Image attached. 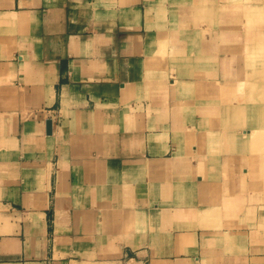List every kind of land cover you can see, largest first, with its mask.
I'll return each instance as SVG.
<instances>
[{
    "label": "crops",
    "instance_id": "0c3cea01",
    "mask_svg": "<svg viewBox=\"0 0 264 264\" xmlns=\"http://www.w3.org/2000/svg\"><path fill=\"white\" fill-rule=\"evenodd\" d=\"M198 2L0 0V264H264L258 160L198 111L239 33Z\"/></svg>",
    "mask_w": 264,
    "mask_h": 264
},
{
    "label": "rangeland",
    "instance_id": "374dc122",
    "mask_svg": "<svg viewBox=\"0 0 264 264\" xmlns=\"http://www.w3.org/2000/svg\"><path fill=\"white\" fill-rule=\"evenodd\" d=\"M215 2L216 0H199L197 7L198 13L201 12V10L207 12V14H209V21H207L206 23H204V21L201 22V18L199 17L194 19L193 24L202 25V27H200L202 29L207 28L215 31L218 30V27L224 28L222 30L227 33L226 36L228 38V41L225 42L228 44H230V41H232L233 31L237 30V32L235 33H239L241 48H235V56H237L238 53L237 60L241 65L236 64L235 61L236 65H234V67L231 66V71L226 74L227 77H224V81L229 84V86L222 87L220 102L219 98L213 99L211 97H208L206 108L203 109L205 111H200V109L198 111L208 114L207 117L210 118L211 122H214L208 123L209 128L207 133L212 132L216 134H222L224 130H232L236 132L238 136H241V130H247L250 127L241 128L239 127L240 125H237V122L243 115H248V108L250 109L251 104L256 102L254 104H257L258 107L257 127H259L258 130L261 132H259L261 136L257 137V139L264 143V130L260 129L264 128V88L262 90L258 89L256 95V91H252V85H244L242 83L243 80L245 81L247 78L249 80L254 77L255 74H259V77L262 78L260 79L259 86L264 87V0H223V2L220 0L219 3L221 5L219 6L215 5ZM201 4L203 5L201 6ZM205 4H208V9H205ZM201 7H204V9H200ZM193 8L194 7H192V9ZM225 27L229 28L227 29ZM215 31L213 36L217 38V34L215 35ZM215 37L213 39L211 38L210 40L213 42H217L218 40ZM226 48L229 49L230 47L226 46L224 49L225 52H230ZM195 53L196 52L193 50L190 51L189 55L192 54L193 57ZM211 57L212 56H210L209 54L208 66H203V68L206 69L205 71H207V73H217L222 69V71L226 72L227 61H212ZM230 61L231 63L234 62L233 60ZM196 66L197 64L195 65V67H191L190 70L194 72L191 73L198 75L197 73L200 69H198V67ZM235 84H240V86H236ZM208 85H210L211 87L217 86L216 82L214 81L208 82ZM176 98L178 99L179 97ZM226 106H229L230 112L228 116L222 112V110ZM259 108L263 109L260 110ZM217 118L218 120H222L224 126L223 130L217 127V124L215 123V119ZM224 121L227 122L225 123ZM249 130L252 129L250 128ZM252 135L255 137V132H253ZM243 142L244 140H242V142L240 143ZM216 143H221L224 149L226 140L224 141L223 139H214L210 144L215 145ZM256 148L259 150V153L264 152V149L261 145L256 144ZM199 150L200 151H198V153H206L209 155V157H211L212 154H216L212 150L205 151L206 149L204 150L203 148ZM243 150L247 155L251 154L250 150H248L247 147L243 146ZM256 165V177L258 185L257 188L260 191L262 190V196H264V178L261 176L264 175V161L258 160V162H256Z\"/></svg>",
    "mask_w": 264,
    "mask_h": 264
},
{
    "label": "bare ground",
    "instance_id": "6f19581e",
    "mask_svg": "<svg viewBox=\"0 0 264 264\" xmlns=\"http://www.w3.org/2000/svg\"><path fill=\"white\" fill-rule=\"evenodd\" d=\"M226 49H228V48H226ZM228 51L232 52L233 55L236 54L234 48H232V49L229 48ZM260 79H262V78L259 77V74H255L254 77H252L249 80L247 78L245 81L243 80L242 83L244 85H252V88H253L252 91L253 92L256 91V95H257L258 89L262 90L264 88V87L259 86ZM239 81H240V79H239ZM184 84L185 83L183 80L178 82L177 84L174 83L175 86H174V88H172L173 91L177 90L178 93H181V90H182V87ZM255 99H256V97H255ZM254 103H256V102H254ZM254 103L251 104L250 109L248 108V115H243L242 117H240V120L237 122V125H240L239 127H241V128L250 127L252 130H249L250 128L247 130L242 129L241 130V136H238L236 134V132H234L232 130H224L222 132V134L205 132V134H204L205 140L208 141L209 143H211L212 140H214V139H217V140L223 139L224 141L226 140V143L224 145L225 148L223 150H225L227 152V154H226L227 156H231L232 154L237 152V147L235 146V144H237V143L242 144L241 147L244 146V147H247L248 150H250L251 154H249V155H251L250 157L253 160L264 161V152L259 153V150L256 148V144H258V145H261L262 148L264 149V143H262L259 139H257V137L261 136V134H260L261 132L258 130L259 127H257V124H258V122H257L258 107H257V104H254ZM226 107H224L222 112L228 116L229 112H230L229 106H226ZM259 109L261 110L263 108H259ZM209 122H211V120H209ZM224 122L226 123L227 121H224ZM211 123H214V122H211ZM260 129L264 130V128H260ZM253 132H255V137L252 135ZM200 139H203V137H201ZM242 140H244V142L240 143V142H242ZM197 153H198V151H197ZM263 170H264V167H263ZM261 176L264 178V175H261Z\"/></svg>",
    "mask_w": 264,
    "mask_h": 264
},
{
    "label": "water",
    "instance_id": "95a60500",
    "mask_svg": "<svg viewBox=\"0 0 264 264\" xmlns=\"http://www.w3.org/2000/svg\"><path fill=\"white\" fill-rule=\"evenodd\" d=\"M46 132H49V122H46Z\"/></svg>",
    "mask_w": 264,
    "mask_h": 264
}]
</instances>
